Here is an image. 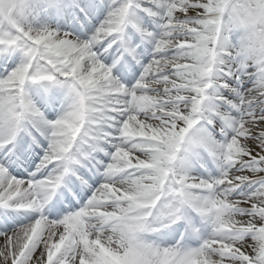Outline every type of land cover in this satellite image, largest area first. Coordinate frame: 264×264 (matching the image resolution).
Here are the masks:
<instances>
[{
    "label": "snow or ice",
    "instance_id": "snow-or-ice-1",
    "mask_svg": "<svg viewBox=\"0 0 264 264\" xmlns=\"http://www.w3.org/2000/svg\"><path fill=\"white\" fill-rule=\"evenodd\" d=\"M0 264H264V0H0Z\"/></svg>",
    "mask_w": 264,
    "mask_h": 264
}]
</instances>
